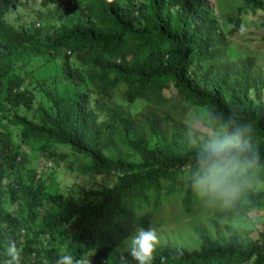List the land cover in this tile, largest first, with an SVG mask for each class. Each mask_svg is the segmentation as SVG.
<instances>
[{
    "label": "trees",
    "instance_id": "1",
    "mask_svg": "<svg viewBox=\"0 0 264 264\" xmlns=\"http://www.w3.org/2000/svg\"><path fill=\"white\" fill-rule=\"evenodd\" d=\"M18 1L0 0V264L9 240L22 250L21 264H55L66 254L90 264H123L122 256L138 264L131 241L119 244L158 225L162 204L177 195L185 212L192 209L197 158L210 134L222 133L172 117L165 87L204 107L213 125L240 127V168L246 176L264 172V72L251 55L230 56L226 43L242 9H259L264 25V0H240L225 11L223 26L207 0H62L15 26L6 14ZM41 56L45 72L37 76ZM136 98L164 115L137 121L126 106ZM57 144L79 157L84 173L114 176L112 184L58 188L37 164L26 166L27 149L34 158L63 157ZM20 167L24 174L9 176ZM255 182L242 179L218 214L260 206L264 183ZM193 229L191 244L159 243L152 264H264V228L254 236L226 223Z\"/></svg>",
    "mask_w": 264,
    "mask_h": 264
},
{
    "label": "rangeland",
    "instance_id": "2",
    "mask_svg": "<svg viewBox=\"0 0 264 264\" xmlns=\"http://www.w3.org/2000/svg\"><path fill=\"white\" fill-rule=\"evenodd\" d=\"M15 3L16 2L9 6L10 9L6 14V18L13 25L17 26L18 24L25 25V23L34 20L37 11L40 10L44 12L47 10L48 5L49 8L58 4L61 6L62 0H50L47 4L41 0H20L16 5H14ZM239 4L240 0H213L210 10L217 15L223 26V15L225 11L234 9ZM62 8L60 9L61 11H63ZM240 16V28L226 36L228 53L232 57L251 55L254 59V66L264 72V38L262 37L264 25L261 22L262 12L259 9L252 10L250 8H245L241 10ZM27 26L31 27V24ZM30 31L37 32V25L31 27ZM43 58L44 56L38 57L34 62V73L37 76H41L45 72V67L40 65V63L43 62V60L41 61ZM59 58L60 55L55 58L57 62H59ZM71 60L72 62H75L74 59ZM54 71L59 73V67L55 66ZM163 92L168 98L165 103L170 106L169 112L172 117L176 119L181 118L192 128L203 132H220L224 129L223 127L210 123L204 107L186 104L174 91L173 86L165 87ZM39 96L41 97V95L36 92V99H39ZM112 98L114 101H120L121 99L119 95H113ZM172 104H175L176 107H172ZM126 106L131 111L133 117L139 122H143L149 116L164 115V110H160L142 98H136L133 101L126 103ZM182 108H184L183 111L180 110ZM1 122H4V117L0 119V123ZM14 136L16 137L15 133ZM54 151L60 153L63 157L50 156V158H47L49 156L42 153L34 158L32 157L30 150L27 149V153L30 157H26V166L34 165V163L39 164L42 160L49 159L41 164V168L43 169L42 174L45 180L54 178L57 182L58 188H64L67 185L74 183L84 187H90L104 183L112 184L114 181V176L110 174L93 175L84 173L82 171L81 163H79V157L72 154L67 146L57 144ZM23 171L24 167H20L18 170H10L8 173L9 176H16L20 172L24 174L25 172ZM245 178L252 181L255 180L256 182L254 183V186L256 188H261L264 183V172L259 173L255 171L249 176H246L243 172L242 179ZM93 180L95 182H93ZM221 207L222 204L220 202L209 204L207 203L206 198H201L197 195L192 209L189 212H185L181 206L180 197L177 195L172 203L164 202L162 204L161 211L157 216L159 224L154 225L153 228L157 231L160 243H177L178 241H181L185 244H191L197 239L196 232L193 229L194 223H199L204 228L208 229L212 227V224L216 223L219 226H223V224L226 223L234 228L248 230L253 236L257 235L259 229L264 228V202L246 214L230 216L228 218L218 214V210H220ZM133 235L135 234L133 233L126 237L119 244V247L126 246L131 241ZM240 264L248 263L244 262Z\"/></svg>",
    "mask_w": 264,
    "mask_h": 264
},
{
    "label": "clouds",
    "instance_id": "3",
    "mask_svg": "<svg viewBox=\"0 0 264 264\" xmlns=\"http://www.w3.org/2000/svg\"><path fill=\"white\" fill-rule=\"evenodd\" d=\"M212 1L207 0L209 8H211ZM221 133L222 137L217 133L210 134L212 136L210 144L197 158L199 167L194 176L192 187L199 197L207 199V203L220 202L227 206L236 196L243 178L244 169L240 168L238 164V157L243 152L241 147L243 130L240 127L231 132L222 129ZM47 160L49 159L37 163V169H42V162ZM159 243L160 239L155 228L150 226L145 230L140 227L136 229L135 235L131 238L128 253L138 264H152L153 252ZM4 255L7 259L3 261V264H21L22 250L17 247L14 240L8 241ZM161 259L163 261V258ZM121 260L123 264H127V260L123 256ZM55 264H90V261L75 259L72 255L66 254L60 256Z\"/></svg>",
    "mask_w": 264,
    "mask_h": 264
},
{
    "label": "built area",
    "instance_id": "4",
    "mask_svg": "<svg viewBox=\"0 0 264 264\" xmlns=\"http://www.w3.org/2000/svg\"><path fill=\"white\" fill-rule=\"evenodd\" d=\"M209 3H211V2L209 1Z\"/></svg>",
    "mask_w": 264,
    "mask_h": 264
}]
</instances>
